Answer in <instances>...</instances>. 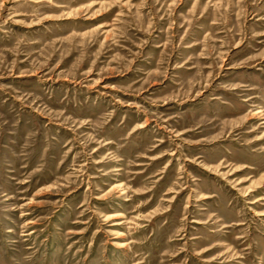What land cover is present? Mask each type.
<instances>
[{
	"label": "rangeland",
	"instance_id": "obj_1",
	"mask_svg": "<svg viewBox=\"0 0 264 264\" xmlns=\"http://www.w3.org/2000/svg\"><path fill=\"white\" fill-rule=\"evenodd\" d=\"M0 264H264V0H0Z\"/></svg>",
	"mask_w": 264,
	"mask_h": 264
}]
</instances>
